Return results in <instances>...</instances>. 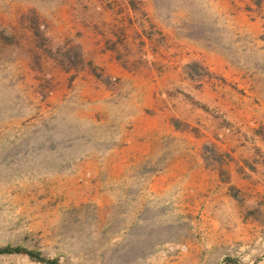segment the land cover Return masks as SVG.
<instances>
[{"label": "rangeland", "instance_id": "rangeland-1", "mask_svg": "<svg viewBox=\"0 0 264 264\" xmlns=\"http://www.w3.org/2000/svg\"><path fill=\"white\" fill-rule=\"evenodd\" d=\"M0 264H264V0H0Z\"/></svg>", "mask_w": 264, "mask_h": 264}]
</instances>
